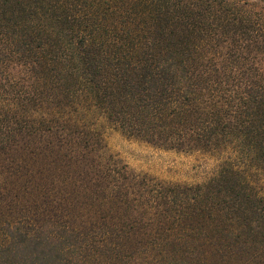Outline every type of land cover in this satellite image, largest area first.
<instances>
[{"label": "trees", "instance_id": "1", "mask_svg": "<svg viewBox=\"0 0 264 264\" xmlns=\"http://www.w3.org/2000/svg\"><path fill=\"white\" fill-rule=\"evenodd\" d=\"M260 1L0 0V264L264 252V198L240 167L264 168ZM86 111L162 147L227 144L239 161L147 186L105 162Z\"/></svg>", "mask_w": 264, "mask_h": 264}, {"label": "rangeland", "instance_id": "2", "mask_svg": "<svg viewBox=\"0 0 264 264\" xmlns=\"http://www.w3.org/2000/svg\"><path fill=\"white\" fill-rule=\"evenodd\" d=\"M261 2L264 4V0ZM85 113L84 119L89 121L87 124L102 137V155L105 162L111 165L125 166L127 170L137 176L144 175L147 178L145 179L147 186L162 183L192 184L204 182L215 175L227 159H231L235 164L239 161L238 159L234 161L237 158L236 154L227 144L212 149L182 150L162 147L126 134L97 111H86ZM240 167L254 190L264 198V168L258 164L247 162ZM4 182H6V174L3 173L0 174V185L2 186ZM10 182L9 180L8 183ZM7 187V190L11 192V187L9 185ZM7 190L2 189L5 196L8 194ZM5 213L8 216L7 212ZM106 257H93L92 253L88 259L91 263L99 260L100 264H111L109 262L112 260ZM119 258L120 261H123L126 256ZM207 258L208 264H264V252L252 255L250 251L241 254L231 251L216 253L207 256Z\"/></svg>", "mask_w": 264, "mask_h": 264}]
</instances>
